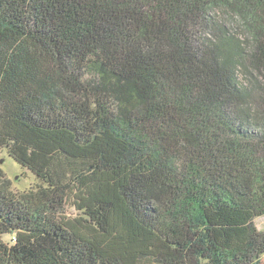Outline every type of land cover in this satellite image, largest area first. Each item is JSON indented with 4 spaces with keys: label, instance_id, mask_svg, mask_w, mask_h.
I'll list each match as a JSON object with an SVG mask.
<instances>
[{
    "label": "trees",
    "instance_id": "obj_1",
    "mask_svg": "<svg viewBox=\"0 0 264 264\" xmlns=\"http://www.w3.org/2000/svg\"><path fill=\"white\" fill-rule=\"evenodd\" d=\"M0 264H264V0H0Z\"/></svg>",
    "mask_w": 264,
    "mask_h": 264
},
{
    "label": "rangeland",
    "instance_id": "obj_2",
    "mask_svg": "<svg viewBox=\"0 0 264 264\" xmlns=\"http://www.w3.org/2000/svg\"><path fill=\"white\" fill-rule=\"evenodd\" d=\"M0 169L11 182V188L16 192L27 190L38 182L35 175L22 167L9 157L5 152H0ZM258 228L264 229V216L256 219Z\"/></svg>",
    "mask_w": 264,
    "mask_h": 264
}]
</instances>
